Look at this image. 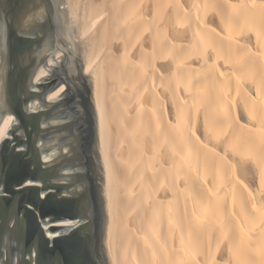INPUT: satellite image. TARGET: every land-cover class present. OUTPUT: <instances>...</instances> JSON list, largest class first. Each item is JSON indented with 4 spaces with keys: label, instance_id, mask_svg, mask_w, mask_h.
I'll use <instances>...</instances> for the list:
<instances>
[{
    "label": "bare ground",
    "instance_id": "6f19581e",
    "mask_svg": "<svg viewBox=\"0 0 264 264\" xmlns=\"http://www.w3.org/2000/svg\"><path fill=\"white\" fill-rule=\"evenodd\" d=\"M63 6L94 83L111 264H264V0Z\"/></svg>",
    "mask_w": 264,
    "mask_h": 264
},
{
    "label": "flooded vegetation",
    "instance_id": "af4514ba",
    "mask_svg": "<svg viewBox=\"0 0 264 264\" xmlns=\"http://www.w3.org/2000/svg\"><path fill=\"white\" fill-rule=\"evenodd\" d=\"M52 10L49 0H0V53L5 56L2 65L0 62V72L5 74L3 82L0 78V97L11 94V105L20 100L24 106L27 130L20 127L11 113H6L4 119L11 117L9 125L19 127L17 140L26 147L27 158L38 163L45 183L58 184L60 198L73 200V207L79 211L87 207L92 234V244L87 246L94 258V233L96 237L101 233L104 210L94 158V150L97 152L94 103L90 92L80 89L67 49L71 43L66 47ZM66 23L75 44L71 24L67 19ZM77 55L78 73L87 75L92 88L93 80L83 68L84 59L78 51ZM9 72L12 75H7ZM5 89L10 94L4 93ZM1 102L2 99L0 107ZM103 222L106 224L105 219ZM82 223L78 217L60 222L65 234ZM11 238L6 236L0 245V264L31 262L28 255L22 260ZM99 244L95 247L96 257L103 261L102 242ZM23 247L22 244L19 250Z\"/></svg>",
    "mask_w": 264,
    "mask_h": 264
},
{
    "label": "water",
    "instance_id": "95a60500",
    "mask_svg": "<svg viewBox=\"0 0 264 264\" xmlns=\"http://www.w3.org/2000/svg\"><path fill=\"white\" fill-rule=\"evenodd\" d=\"M49 1L53 8V18L58 22V33L64 37L66 47L67 43H71V48L67 49L73 58L80 89L85 93L88 90L92 99L88 81L83 73H78L80 62L68 31L63 0ZM4 60L5 56L0 53L1 65ZM4 77L5 74L0 72L1 82ZM4 93L10 94V91L5 89ZM9 96L1 94L0 97V125L5 114L11 113L25 131L27 122L24 106L20 100L16 105H11L12 95ZM18 129L16 125H8L0 139V245L6 236H12L17 254L21 255L22 260L26 255L30 256L31 262L27 264H108L105 256L103 261L96 257L101 233L97 237L94 233V258L88 249L87 245L92 244V234L87 207L79 211L73 207V200L60 198L58 184L45 183L39 174L38 163H32L27 158L26 147L21 140H17ZM76 217L83 223L68 234L63 233L60 222ZM22 244L24 247L19 250Z\"/></svg>",
    "mask_w": 264,
    "mask_h": 264
},
{
    "label": "rangeland",
    "instance_id": "374dc122",
    "mask_svg": "<svg viewBox=\"0 0 264 264\" xmlns=\"http://www.w3.org/2000/svg\"><path fill=\"white\" fill-rule=\"evenodd\" d=\"M87 60V59H86ZM86 63H87V61H84V71H85V69H86ZM87 72V71H86ZM90 74V73H89ZM94 87H93V85H92V88H91V95H92V102L94 103ZM98 147V146H97ZM98 150V149H97ZM101 194H102V196H103V198H104V195H103V193H102V190H101ZM104 201H103V204H104V207H105V198L103 199ZM105 222H106V224H105V234H104V236H105V239H104V244H105V249H106V254L108 255V253H107V236H108V227H107V216H106V218H105ZM103 251H104V256H105V258H107L108 257V262L111 264V262H110V260H109V256H106V254H105V250L103 249ZM107 260V259H106Z\"/></svg>",
    "mask_w": 264,
    "mask_h": 264
}]
</instances>
